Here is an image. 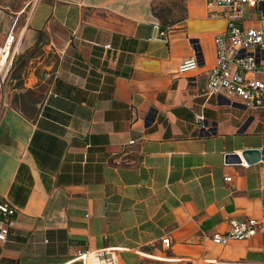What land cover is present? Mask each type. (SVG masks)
<instances>
[{
    "label": "crops",
    "instance_id": "obj_1",
    "mask_svg": "<svg viewBox=\"0 0 264 264\" xmlns=\"http://www.w3.org/2000/svg\"><path fill=\"white\" fill-rule=\"evenodd\" d=\"M181 13L162 23L154 0H0V68L12 47L27 58L0 69V202L16 208L0 264H88L83 251L264 264L263 225L211 239L230 219L264 220V110L206 93L222 7L184 0Z\"/></svg>",
    "mask_w": 264,
    "mask_h": 264
},
{
    "label": "built area",
    "instance_id": "obj_2",
    "mask_svg": "<svg viewBox=\"0 0 264 264\" xmlns=\"http://www.w3.org/2000/svg\"><path fill=\"white\" fill-rule=\"evenodd\" d=\"M206 4L208 7L221 6L226 19L225 28L214 36L215 61L207 73L206 93L220 94L231 103H238L244 108L264 110V59L261 54L264 50V0H206ZM10 61H8V67ZM4 65L7 66V64ZM195 65L196 60L191 57L183 62L180 69L183 70ZM2 81L3 79L0 77V89ZM195 119L199 121L201 116L196 114ZM133 142L134 140L129 141V143ZM262 162L264 163V161ZM240 163L245 167L249 166V163L243 159L240 160ZM225 179L229 181L231 177L227 176ZM15 212L14 206L5 201L0 202V217L2 219L0 220V240L2 241L7 238L13 222L12 216ZM258 225L264 227V220L251 217L240 220L230 219L229 228L224 232L213 233L211 239L216 244L226 245L232 240H241L252 236L256 233ZM161 241L164 246H168L170 238L165 236ZM103 252L105 251H101V254ZM86 253L89 252L83 251L80 256L84 259ZM93 253L97 258L100 256V252ZM100 262L103 264L117 263L112 251L109 257ZM153 264L256 263L245 259L209 258L198 260L183 257L177 258L173 262H156Z\"/></svg>",
    "mask_w": 264,
    "mask_h": 264
},
{
    "label": "rangeland",
    "instance_id": "obj_3",
    "mask_svg": "<svg viewBox=\"0 0 264 264\" xmlns=\"http://www.w3.org/2000/svg\"><path fill=\"white\" fill-rule=\"evenodd\" d=\"M183 2L184 0H154L155 13L160 17L162 23L173 22L177 20L179 16L182 14L181 12L183 7ZM16 38L17 37H15L13 42L14 45ZM261 54H262V58L264 59V50H262ZM8 61L11 62L9 67L14 68V71L12 72V74H14L19 67L24 65L23 64L24 61L26 63L27 58L22 57V55L15 54V48L12 47L11 52L9 53V56L7 58V62L5 63L7 64V66H8ZM36 61L37 59L32 60L33 63L30 64L29 66L34 65ZM5 66L6 65H4L1 68L2 71H4ZM138 264H142V263H138Z\"/></svg>",
    "mask_w": 264,
    "mask_h": 264
},
{
    "label": "bare ground",
    "instance_id": "obj_4",
    "mask_svg": "<svg viewBox=\"0 0 264 264\" xmlns=\"http://www.w3.org/2000/svg\"><path fill=\"white\" fill-rule=\"evenodd\" d=\"M0 51H2V52H0V58H1L3 56V53H4V47H3V50H2V47H0ZM84 256H85V258H88V264H103V262H100V261H99V263H97L98 259L94 255L93 252L92 253H86ZM89 257H93L94 260L89 259Z\"/></svg>",
    "mask_w": 264,
    "mask_h": 264
},
{
    "label": "water",
    "instance_id": "obj_5",
    "mask_svg": "<svg viewBox=\"0 0 264 264\" xmlns=\"http://www.w3.org/2000/svg\"><path fill=\"white\" fill-rule=\"evenodd\" d=\"M251 153H257V150L256 149H246L243 151V155L246 158H248ZM227 158L230 160H238L237 156L234 154H228ZM257 159H258V157H257Z\"/></svg>",
    "mask_w": 264,
    "mask_h": 264
}]
</instances>
